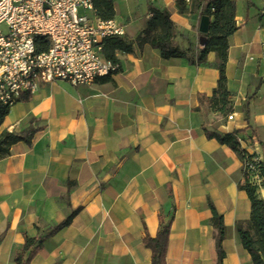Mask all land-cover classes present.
<instances>
[{"label": "crops", "instance_id": "1", "mask_svg": "<svg viewBox=\"0 0 264 264\" xmlns=\"http://www.w3.org/2000/svg\"><path fill=\"white\" fill-rule=\"evenodd\" d=\"M235 1L240 28L229 39L226 68L231 121L199 100L218 86L216 53L192 64L164 60L159 50L135 43L154 6L170 12L176 47L200 54L203 6L181 15L176 0H113L114 20L134 43L133 53L118 54L113 80L102 84L101 77L92 86L53 82L11 107L2 129L42 130L31 145L19 142L0 160V264H14L26 235L37 237L76 210L31 264H152L143 240L156 237L160 216L171 214L167 264H217L213 209L226 226L224 264H253L237 228L251 215L240 188L243 161L206 135L246 129L249 96L251 128L243 136L264 142V0ZM63 83L73 93L56 99L53 90ZM246 141L242 145L251 152Z\"/></svg>", "mask_w": 264, "mask_h": 264}, {"label": "trees", "instance_id": "2", "mask_svg": "<svg viewBox=\"0 0 264 264\" xmlns=\"http://www.w3.org/2000/svg\"><path fill=\"white\" fill-rule=\"evenodd\" d=\"M192 0L189 8L186 0H176L179 13L188 15L195 13L203 6L202 16L204 17V34L200 38V54L195 56L193 50L182 51L175 45L177 33L176 25L171 19L168 10H161L154 6L149 7L150 18L147 21L146 28L137 37L135 43L139 49L149 45L159 50L162 59L170 60L174 58L187 59L192 64H204L210 53H216L218 62L216 64L220 76L218 86L211 96L200 94V103L207 105L212 112L220 116L227 117L233 114V94L228 88V77L226 68L228 63L229 39L233 36L240 26H237V2L235 0ZM94 9L96 15L102 20H113L115 18V9L113 0H94ZM264 22V13L261 16ZM202 41V42H201ZM103 52L106 58L119 63L116 56L117 51L123 53H133L134 43L128 42L123 37L110 36L104 41ZM112 75L101 78L100 83L111 82ZM29 100V97L24 98ZM251 97H247L244 105V116L248 126L244 130H236L231 133H217L206 130L209 139H216L221 145L232 149L243 161L244 183L240 188L248 194L251 202L250 219L246 222H238L237 228L244 248L252 258L253 264H264V199L260 196L259 190H264V157L257 152H249L243 145V134L251 128L249 124L250 109L249 102ZM11 107L0 102V160L11 155L12 147L25 142L28 145L42 128H28L24 132H10L2 129L6 117L10 114ZM229 114V115H228ZM256 132L253 130V136ZM264 146V142L261 143ZM254 176L261 180L259 184L252 181ZM213 226L216 230L215 242L218 261L217 264H224L226 253L223 248V242L226 238V226L224 218L213 209ZM79 210L74 211L63 223L53 229L41 233L37 237L25 236L24 245L16 252L14 264H31L36 255L43 249L45 241L54 236L63 228L70 225L73 218ZM173 214L167 219L166 216H160V226L156 237L146 235L143 243L147 249L152 251V264H167V252L170 239V232L173 223Z\"/></svg>", "mask_w": 264, "mask_h": 264}, {"label": "built area", "instance_id": "3", "mask_svg": "<svg viewBox=\"0 0 264 264\" xmlns=\"http://www.w3.org/2000/svg\"><path fill=\"white\" fill-rule=\"evenodd\" d=\"M110 36L125 29L99 18L94 0H0V102L12 107L46 84L92 86L113 75L120 65L103 52Z\"/></svg>", "mask_w": 264, "mask_h": 264}, {"label": "rangeland", "instance_id": "4", "mask_svg": "<svg viewBox=\"0 0 264 264\" xmlns=\"http://www.w3.org/2000/svg\"><path fill=\"white\" fill-rule=\"evenodd\" d=\"M80 13L82 15H86V11L82 8L80 9ZM126 40V38H124ZM71 86L67 83H63L61 85H58V87H55L53 90V93L55 95V98L64 97L66 94L73 93V91L70 88ZM233 100V98H232ZM229 115V114H228ZM246 141V139H244ZM248 147L250 148L251 152H257L260 153L262 156L264 155V146H260L259 144H256L255 141L248 140L246 141ZM260 196L264 199V195L262 193V189L259 190Z\"/></svg>", "mask_w": 264, "mask_h": 264}, {"label": "bare ground", "instance_id": "5", "mask_svg": "<svg viewBox=\"0 0 264 264\" xmlns=\"http://www.w3.org/2000/svg\"><path fill=\"white\" fill-rule=\"evenodd\" d=\"M262 193H263V195H264V190H262Z\"/></svg>", "mask_w": 264, "mask_h": 264}, {"label": "water", "instance_id": "6", "mask_svg": "<svg viewBox=\"0 0 264 264\" xmlns=\"http://www.w3.org/2000/svg\"><path fill=\"white\" fill-rule=\"evenodd\" d=\"M202 42V41H201Z\"/></svg>", "mask_w": 264, "mask_h": 264}]
</instances>
